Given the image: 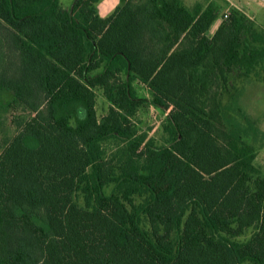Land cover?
Returning <instances> with one entry per match:
<instances>
[{
	"label": "trees",
	"instance_id": "1",
	"mask_svg": "<svg viewBox=\"0 0 264 264\" xmlns=\"http://www.w3.org/2000/svg\"><path fill=\"white\" fill-rule=\"evenodd\" d=\"M100 2L0 0V95L34 113L0 153V264H264L238 87L264 74V30L234 8L210 36L211 2ZM135 85L166 113L160 143Z\"/></svg>",
	"mask_w": 264,
	"mask_h": 264
},
{
	"label": "rangeland",
	"instance_id": "2",
	"mask_svg": "<svg viewBox=\"0 0 264 264\" xmlns=\"http://www.w3.org/2000/svg\"><path fill=\"white\" fill-rule=\"evenodd\" d=\"M102 1L104 3H110L111 0H101V2ZM60 2L64 9H69L73 5L74 0H60ZM198 2L203 4L209 2L218 4L222 8L220 16L222 18L223 14L227 11L231 12L235 8L231 4L243 5L245 0H185L187 6H193ZM246 3L247 4H244V7L251 15H256V13L260 12V16L257 17L259 19L256 18L257 21L255 20V22L260 30H264V4L261 0H246ZM113 10H115V8L106 14L105 12H102L101 14L108 16ZM213 32L214 29L210 31V35ZM238 87L241 94L240 98L244 96V101L241 105L242 111L246 113L248 118H251L255 122L254 124L256 128L260 130L259 137H254L252 134L253 137L249 139L254 147L260 151L264 145V74H261L259 79L250 78L248 80H242L238 83ZM135 88L139 96L148 100L150 99L149 91L146 86L135 85ZM8 97L7 94L0 95V153L4 148L5 141L11 139L16 134L21 123L24 120H27V117L31 114V112L21 104H16L15 101L12 102V99ZM150 106L151 105H144L135 121L137 125L148 134L149 139H153L157 143H160L163 135L161 131V122L165 118L164 113L155 109L153 106ZM234 107L236 111L233 112V116L237 118L239 122H242V118H244L243 114L237 112V106ZM108 108L109 103L99 93V114L105 113ZM262 174L264 175V168ZM252 233L253 230H250L243 237L239 238V240L245 241L249 239Z\"/></svg>",
	"mask_w": 264,
	"mask_h": 264
},
{
	"label": "crops",
	"instance_id": "3",
	"mask_svg": "<svg viewBox=\"0 0 264 264\" xmlns=\"http://www.w3.org/2000/svg\"><path fill=\"white\" fill-rule=\"evenodd\" d=\"M119 0H111L110 1V3H108V2H101V3H99L98 5H97V9H98V13H99V15L101 16V17H103V18H106V17H108V16H110V15H112L113 13H114V11L116 10V8L118 7V5H119ZM244 4H247L246 3V0H245V3H243V5H238V4H236V5H234V4H231L232 6H234L235 8H237L238 10H240V11H242V12H244L245 14H247L251 19H253L254 21L256 20V18L257 17H259L260 16V12L259 13H256V15L254 14V15H251L246 9H245V7H244ZM115 8V10H113L112 12H111V14L110 15H108V16H104V15H102L101 13L102 12H105V14L107 13V12H109L110 10H112V9H114ZM246 10V11H245ZM257 19H259V18H257ZM257 21V20H256ZM220 24H221V22H220V19H218L212 26H211V28H210V30H209V35H210V31L212 30V29H214V32L210 35V36H212V35H214V33L217 31V29H218V27L220 26ZM244 101V96L243 97H241L240 98V100H239V103H240V106L242 105V102ZM150 103V101L147 99V102H146V105H151V106H153L152 104H149ZM150 106V107H151ZM154 107V106H153ZM155 108V107H154ZM155 109H157V108H155ZM160 111V110H159ZM29 112H31L30 110H29ZM162 113H164V117L166 116V113L165 112H162ZM139 114H140V111H139V113H138V115H137V117L139 116ZM34 116V113L33 112H31V114L29 115V117H27V120L29 119V118H32ZM27 120H24L22 123H21V125L19 126V128L17 129L18 131H19V129L21 128V126L27 121ZM17 131V132H18ZM16 132V133H17ZM16 135V134H15ZM14 135V136H15ZM13 136V137H14ZM12 137V138H13ZM11 138V139H12ZM11 139H9V140H7V141H5V144H4V148L6 147V145L8 144V142L11 140ZM3 148V149H4ZM3 151V150H2ZM1 151V152H2ZM255 165L257 166V167H259L262 171H263V168H264V145H263V147H262V149L259 151V153H258V156H257V158H256V161H255Z\"/></svg>",
	"mask_w": 264,
	"mask_h": 264
},
{
	"label": "built area",
	"instance_id": "4",
	"mask_svg": "<svg viewBox=\"0 0 264 264\" xmlns=\"http://www.w3.org/2000/svg\"><path fill=\"white\" fill-rule=\"evenodd\" d=\"M261 1L264 4V0H261ZM229 16H230V12L227 11L225 14H223L222 18H220V22L227 20Z\"/></svg>",
	"mask_w": 264,
	"mask_h": 264
}]
</instances>
